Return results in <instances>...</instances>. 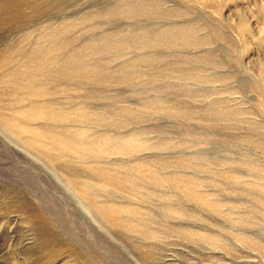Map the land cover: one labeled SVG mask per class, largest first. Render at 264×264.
<instances>
[{
  "label": "rangeland",
  "instance_id": "1",
  "mask_svg": "<svg viewBox=\"0 0 264 264\" xmlns=\"http://www.w3.org/2000/svg\"><path fill=\"white\" fill-rule=\"evenodd\" d=\"M0 132V264H264V0H0Z\"/></svg>",
  "mask_w": 264,
  "mask_h": 264
},
{
  "label": "bare ground",
  "instance_id": "2",
  "mask_svg": "<svg viewBox=\"0 0 264 264\" xmlns=\"http://www.w3.org/2000/svg\"><path fill=\"white\" fill-rule=\"evenodd\" d=\"M13 126V125H12ZM0 134H2V132H0ZM74 135V134H73ZM2 136L4 137V135L2 134ZM59 145L65 149H71V150H77L80 146H81V140L80 139H76V138H71V139H61L58 141ZM18 146V145H17ZM86 146V145H85ZM114 146V144H113ZM87 149V148H86ZM22 150V149H21ZM94 151V150H93ZM27 152V151H26ZM24 152L26 155H28L32 161L36 162V159L34 157H32L29 153ZM90 152V151H89ZM87 156V155H86ZM85 157V156H84ZM48 158V157H47ZM50 161V160H49ZM100 173V172H99ZM101 175V173H100ZM112 175V174H111ZM109 174H105L104 175V182L108 185H114V183L116 184V181L118 180L116 177H113ZM101 177V176H100ZM121 180V179H120ZM75 183V182H74ZM71 184V183H70ZM81 186V185H80ZM184 187H186L187 185H183ZM85 189V188H83ZM68 190V189H67ZM189 190V189H188ZM191 191V190H190ZM78 193V192H77ZM83 194V193H82ZM195 194V193H194ZM197 195V194H196ZM83 197H85L83 195ZM88 199V197H87ZM92 199V198H91ZM90 200V199H89ZM84 201V200H83ZM86 201V200H85ZM93 201V200H92ZM91 201V202H92ZM96 207L98 208V210L101 212L103 218L110 223L113 226L116 227H120L121 223H122V219L120 214H118V211L116 210L117 208L113 207V206H108V205H104V204H100V205H96ZM81 208L83 210H85V213L87 214L88 218L92 221L95 222V224L98 222L95 220L96 217H94L92 215V213L88 210V207L81 205ZM96 208V209H97ZM126 223V222H125ZM99 225V224H98ZM110 225V226H111ZM123 225V224H122ZM262 249L264 250V248L262 247Z\"/></svg>",
  "mask_w": 264,
  "mask_h": 264
}]
</instances>
